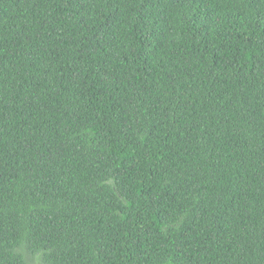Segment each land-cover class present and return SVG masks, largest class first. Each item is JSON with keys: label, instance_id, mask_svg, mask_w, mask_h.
I'll return each instance as SVG.
<instances>
[{"label": "trees", "instance_id": "1", "mask_svg": "<svg viewBox=\"0 0 264 264\" xmlns=\"http://www.w3.org/2000/svg\"><path fill=\"white\" fill-rule=\"evenodd\" d=\"M0 264H264V0H0Z\"/></svg>", "mask_w": 264, "mask_h": 264}]
</instances>
